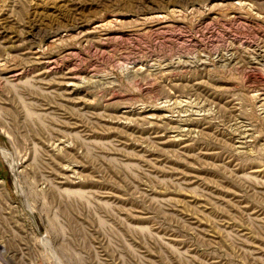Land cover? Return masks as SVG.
Here are the masks:
<instances>
[{
    "label": "rangeland",
    "instance_id": "1",
    "mask_svg": "<svg viewBox=\"0 0 264 264\" xmlns=\"http://www.w3.org/2000/svg\"><path fill=\"white\" fill-rule=\"evenodd\" d=\"M0 264H264V0H0Z\"/></svg>",
    "mask_w": 264,
    "mask_h": 264
},
{
    "label": "bare ground",
    "instance_id": "2",
    "mask_svg": "<svg viewBox=\"0 0 264 264\" xmlns=\"http://www.w3.org/2000/svg\"><path fill=\"white\" fill-rule=\"evenodd\" d=\"M49 72V71H48Z\"/></svg>",
    "mask_w": 264,
    "mask_h": 264
}]
</instances>
